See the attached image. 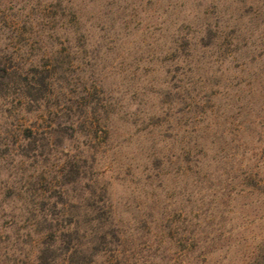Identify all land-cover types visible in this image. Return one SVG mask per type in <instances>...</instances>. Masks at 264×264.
Masks as SVG:
<instances>
[{
	"label": "rangeland",
	"instance_id": "rangeland-1",
	"mask_svg": "<svg viewBox=\"0 0 264 264\" xmlns=\"http://www.w3.org/2000/svg\"><path fill=\"white\" fill-rule=\"evenodd\" d=\"M0 49L49 70L0 131L55 205L0 210V264H264V0H0ZM49 209L79 235L43 254Z\"/></svg>",
	"mask_w": 264,
	"mask_h": 264
},
{
	"label": "trees",
	"instance_id": "trees-1",
	"mask_svg": "<svg viewBox=\"0 0 264 264\" xmlns=\"http://www.w3.org/2000/svg\"><path fill=\"white\" fill-rule=\"evenodd\" d=\"M14 63L13 58L7 53L4 54L3 49H0V121H3L4 115L9 112L8 106L12 100V103H14V100L20 102L21 112L33 113L35 110L32 112V108L36 104V107H38L36 108L37 112L43 114L44 110H41L43 104L39 106L37 104L40 101L44 103L48 99V96H46L47 90L52 88L48 76L49 70L46 66H37L28 70ZM21 130L22 132L19 134L13 148L7 143L8 133L6 137H3V132L0 131V210H2V218H14L15 216L11 215L19 212L21 219L26 223L31 220L32 216L37 215L35 212L39 211L38 203L42 207L51 205V209H54L55 205L51 202V196L49 197L47 194L49 189H47V186H43L44 183H47L46 175L49 172L43 171V173L37 175V171L33 170L38 163V159L43 157L41 154L42 147L37 145L38 140L35 138L36 134L33 133V130H36V124L31 122V124L23 125ZM3 170L8 173L5 186H3L4 182L1 180ZM41 182L44 187V195L40 199L38 196L39 201H37L35 200L36 196L31 195L35 191L33 187ZM3 190L5 192L2 194ZM51 209L48 213L45 210L41 211L43 212L41 214L43 221L50 223L52 227L55 226L53 224L56 222L57 227L56 229L50 227L38 236L43 246L42 249H44L42 250L43 254L52 250L53 247H56L55 245H64L69 241H73L79 235L77 222L62 227L63 225H60L59 222L63 221L64 215L59 220L60 216L55 212H50ZM37 217L39 216L37 215ZM102 237L103 239L106 238L104 234ZM72 258L71 254L70 259Z\"/></svg>",
	"mask_w": 264,
	"mask_h": 264
}]
</instances>
